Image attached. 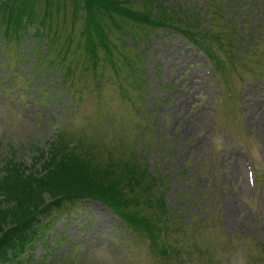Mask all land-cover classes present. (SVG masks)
I'll return each instance as SVG.
<instances>
[{
  "label": "rangeland",
  "instance_id": "1",
  "mask_svg": "<svg viewBox=\"0 0 264 264\" xmlns=\"http://www.w3.org/2000/svg\"><path fill=\"white\" fill-rule=\"evenodd\" d=\"M127 1L137 12L150 2V14L198 10L192 31L214 53L192 31L171 38L104 18L120 68L92 69L89 8L69 1L80 19L55 14L52 52L28 32L25 59L0 43V238L32 215L42 231L25 264H162L164 245L165 264H264V0ZM40 51L53 63L39 65ZM128 163L150 172L134 187L143 200L164 193L171 208L157 246L100 202L56 207L74 181L86 184V166L97 177V165Z\"/></svg>",
  "mask_w": 264,
  "mask_h": 264
},
{
  "label": "trees",
  "instance_id": "2",
  "mask_svg": "<svg viewBox=\"0 0 264 264\" xmlns=\"http://www.w3.org/2000/svg\"><path fill=\"white\" fill-rule=\"evenodd\" d=\"M67 1H69L70 4L74 3L75 7L79 3V6H82L83 10L89 8L87 6L88 0H0V43L8 44L14 42L15 49L18 51L19 56H22V58L20 56V60L25 59L28 55L21 52V46L17 49V44H23L25 35L27 36L28 32L30 36L35 39L36 44H38V46H36L37 51L40 50L37 47L48 38L47 44L49 46V51L51 50L52 52V47L60 44V41L56 38L57 31H55L56 25L54 23L55 14L59 15L68 10L71 15H75L79 18L78 13L73 14L75 11L71 12L70 9H68ZM149 3L150 2L146 5L142 4L141 8L144 10ZM130 7L127 0H94L92 8L87 9L91 18L86 20L82 18L84 19L82 22L84 32L82 30V34L86 38L85 40H87V43H84V52L88 54L87 58L91 60L92 69L99 67L101 64L103 65V69L106 70L107 65H110L112 70L117 73L120 68L117 62L121 60V56L119 55L118 59L115 58V51L118 47L112 44L109 46L110 40L108 42L106 35L107 30L105 29L107 24L104 18L113 21L121 19L120 21L127 22V25L130 27H138L137 25H142V23L145 22L155 27V29L162 28L170 37L172 33L183 34L188 37V34L194 29V21L191 22L189 18L191 19V17L198 12V10L194 11V9H188L184 15L180 14L178 16V13L174 10L169 12L167 8L165 11H161L162 8L154 6L157 12L154 14L151 11L150 14L149 12H143V10L137 12ZM203 7L205 6L203 5ZM116 27L119 31L122 30L118 25ZM30 30H33V32L30 33ZM127 32L128 30L123 29L124 37L127 35ZM197 35H199L198 32L192 31V33L189 34L192 38H188L193 40L194 43L204 51L212 55L214 51L211 46L207 45L204 47L203 44H200L199 41L195 39L198 37ZM140 38L141 37H137L134 38V40L137 41V39ZM4 44L2 47L5 46ZM87 48L88 50H86ZM49 55V52H38L37 57L42 60V63L37 61L39 65H43V63H53L54 60L52 59V55ZM115 66L118 68L115 69ZM94 72H96V70H94ZM129 164L130 163L124 165L123 172H120L117 167L112 166L108 169H103L97 165L94 167L97 177H92L90 174L92 169L91 165L86 166L84 169L87 174L90 175L88 181H85L86 184L76 182L77 180L74 181L75 183L73 182L72 184L75 189L63 197L62 194L59 195L61 198L58 199V201L61 203L56 207H58L57 209H62V203L76 204L88 201L100 202L118 215L123 226L135 231L136 234L147 235L150 237L153 244L157 246V240L161 238L163 229L167 228V230H169L173 224L170 219L171 208L166 205L164 193L157 194L156 196L149 194V200L148 198L145 199L146 201L143 200L139 193L135 191L134 187H145L143 185L142 175L150 176V172L147 170L148 168H146L147 172H145L142 166L137 165L136 167H130ZM78 179L81 181L80 178ZM70 185H65L64 187L69 188ZM147 187L148 185L145 189ZM151 197H155V200L152 201ZM34 219L35 218L31 215L27 217L25 221L17 222L14 226L15 228L13 227L8 233L6 231L4 232L0 238V264H25V262H27L29 256L32 255L30 249L34 248L30 246L29 249L27 246L30 240L42 231L37 218ZM25 231L28 234L25 233L22 239L19 240L18 237ZM170 248L169 246V249H167L166 245L162 248L164 252L162 256L165 258L168 257L167 261L170 260V253L172 252ZM24 255H27V259L23 258ZM163 257H159L157 263L165 264L167 261H161L164 259Z\"/></svg>",
  "mask_w": 264,
  "mask_h": 264
}]
</instances>
